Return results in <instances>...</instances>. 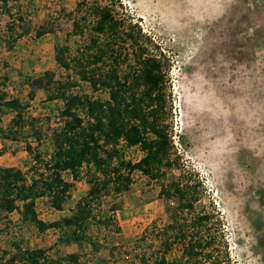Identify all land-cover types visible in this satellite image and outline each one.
Returning <instances> with one entry per match:
<instances>
[{
    "label": "rangeland",
    "instance_id": "obj_1",
    "mask_svg": "<svg viewBox=\"0 0 264 264\" xmlns=\"http://www.w3.org/2000/svg\"><path fill=\"white\" fill-rule=\"evenodd\" d=\"M100 2L113 6L120 20L149 38L148 53L161 60L166 77L165 123L174 161L163 170V183L182 180L197 185L199 200L194 209L219 216L229 264H264V0ZM15 5L31 28L55 22L53 34L35 39L30 32L6 50L1 37L7 18L0 14V88L7 98L25 101L26 79L44 71L61 76L54 62L56 47L64 41L74 47L84 38H65L71 29L66 15L73 11L75 0H16ZM125 54L121 60L130 64ZM74 92L106 98L104 92L90 93L85 84ZM58 109L59 104L48 102L40 90L28 103V115L42 122L34 151L43 157L51 152L49 129L59 121ZM10 118L5 113L0 128L7 127ZM26 140L34 146L30 138ZM117 148L130 163L142 156L137 147L118 144ZM0 150L1 167L26 172L31 161L23 140H0ZM87 188L83 180L74 183L60 211L37 199L38 218L52 222L69 216ZM158 192L157 183L133 172L125 193L104 198L94 210L100 220L109 216V206L117 205L114 223L88 225L86 243L80 247L60 244L57 230L38 233L34 225L19 221L15 212L0 216V258H6L16 244L43 249L52 258L77 252L86 264H137L138 256L155 252L153 230L168 223L176 205ZM144 230L146 239L136 242ZM217 244L219 260H223L225 252ZM167 260L183 263L178 245Z\"/></svg>",
    "mask_w": 264,
    "mask_h": 264
},
{
    "label": "trees",
    "instance_id": "obj_2",
    "mask_svg": "<svg viewBox=\"0 0 264 264\" xmlns=\"http://www.w3.org/2000/svg\"><path fill=\"white\" fill-rule=\"evenodd\" d=\"M15 4L16 0H0V14L7 18L1 37L6 50L30 32L35 39L55 32L54 20L31 28ZM66 17L71 29L65 38L84 40L74 47L65 41L56 47L54 62L61 76L44 71L27 78L25 101L7 98L0 88V122L5 113L11 114L7 127L0 128V140H23L31 161L26 172L0 166V216L15 212L19 221L34 225L38 233L54 229L60 244L80 247L86 243L88 225L108 227L114 223L117 205L109 206V216L100 220L94 210L104 198L125 193L131 174L137 172L158 184L160 197L176 203L168 214V223L153 230L155 252L138 256L137 264H229L219 216L194 209L199 200L197 185L162 181L163 170L171 168L174 161L165 123V72L160 58L148 53L149 38L139 30L134 32V26L116 16L113 6L100 0H75L73 11ZM126 52L130 64L121 60ZM79 84H85L90 93L104 92L106 98L74 92ZM37 90L48 102L59 104V121L49 129L51 152L47 157L34 151L41 139L42 122L26 111ZM118 144L137 147L142 156L133 163L125 161ZM81 180L88 188L69 216L52 222L38 218L37 199H44L49 209L60 211L73 184ZM147 232L144 230L136 242H143ZM217 243L225 252L223 260H219ZM175 245L180 248L183 263L167 260ZM0 264L86 263L77 252L52 258L43 249H23L13 244Z\"/></svg>",
    "mask_w": 264,
    "mask_h": 264
},
{
    "label": "built area",
    "instance_id": "obj_3",
    "mask_svg": "<svg viewBox=\"0 0 264 264\" xmlns=\"http://www.w3.org/2000/svg\"><path fill=\"white\" fill-rule=\"evenodd\" d=\"M172 144L174 145V147H177V142L175 137H172Z\"/></svg>",
    "mask_w": 264,
    "mask_h": 264
}]
</instances>
